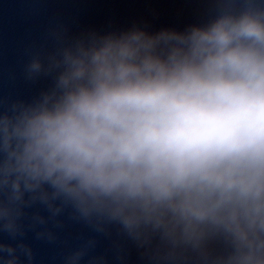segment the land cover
<instances>
[{"label": "clouds", "instance_id": "clouds-1", "mask_svg": "<svg viewBox=\"0 0 264 264\" xmlns=\"http://www.w3.org/2000/svg\"><path fill=\"white\" fill-rule=\"evenodd\" d=\"M259 16H224L194 29L187 51L167 62L140 56L151 46L142 34L96 51L87 84L26 117L22 129L5 128L6 146L12 134L22 142L10 154L13 190L47 183L80 203L102 195L168 203L186 218L226 217L242 240L241 215L264 229ZM74 76L83 77V67Z\"/></svg>", "mask_w": 264, "mask_h": 264}]
</instances>
